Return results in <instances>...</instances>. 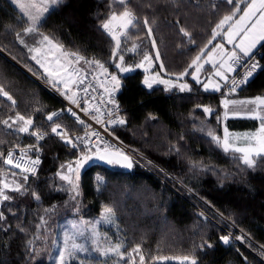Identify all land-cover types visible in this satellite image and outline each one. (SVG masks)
<instances>
[{
    "label": "trees",
    "instance_id": "16d2710c",
    "mask_svg": "<svg viewBox=\"0 0 264 264\" xmlns=\"http://www.w3.org/2000/svg\"><path fill=\"white\" fill-rule=\"evenodd\" d=\"M237 3V0L232 3L228 0H130L129 6L138 20L129 30V37L123 39L121 54L126 56V62H136L140 54L153 52L154 41L164 65L162 74L180 76L208 48L217 24L224 16L233 14ZM244 7L245 4L239 8ZM116 8L112 0H65L47 14L37 30L65 51L78 53L85 60H99L117 72L113 62L115 42L100 27L110 11H120ZM241 13H235V17ZM145 19L148 24H144ZM28 25V20L10 0H0V82L16 101L13 107L0 99L2 154L36 142V136L2 123L17 113L34 120L30 132L37 125L49 133L59 120L61 128L78 130L64 114L48 125L47 116L63 112L65 104L17 64L33 73L39 70L21 43L26 39L23 29ZM181 29L190 36H185ZM134 45L136 50L131 51ZM258 51L264 65V46ZM118 75L121 78L118 99L125 123L112 128L111 133L146 154L159 167H156L157 173H149L139 165L128 170L124 166L88 164L80 177L81 200L77 214L98 216L105 207L113 208L126 250L139 247V253L145 257L144 264H187L155 259L185 255H194L197 264H264V163L258 159L256 167L249 168L240 154L225 152L213 137L204 134L205 130L202 133L195 129L197 123L207 122L205 108L216 111L209 120L211 124L216 123L223 96L204 93L196 85L185 94L176 90L168 92L161 86L148 89L143 84L142 69L126 74L118 72ZM238 95L245 99L264 96V68ZM225 125L232 132L255 131L259 122L230 118L225 120ZM216 129L219 132L216 135H220L219 126ZM41 146L43 164L36 178H28L27 194L11 193L12 199L0 204L3 212L0 264H50L41 252L38 255L39 245L33 240L34 226L45 209L60 207V211H65L60 220L72 214L70 208L62 207L66 196L55 190L56 175L60 164L75 160L78 154L53 133ZM33 193L40 198L37 200ZM53 219L57 217L54 215ZM225 230L238 241L224 245L217 234Z\"/></svg>",
    "mask_w": 264,
    "mask_h": 264
},
{
    "label": "snow or ice",
    "instance_id": "6c2138e0",
    "mask_svg": "<svg viewBox=\"0 0 264 264\" xmlns=\"http://www.w3.org/2000/svg\"><path fill=\"white\" fill-rule=\"evenodd\" d=\"M116 2L122 6L120 11H110L109 15L106 19L102 20L100 23V27L104 32H106L111 38L115 41L114 45V55L115 53L120 51L121 48V37L128 35V30L130 27H135L136 21L138 20V17L136 16L135 12L132 10V8L129 6L130 0H116ZM229 3H232L233 0H228ZM243 2V0H241ZM17 3L19 4V7L21 10H23L24 13L28 16V19L30 20V24L25 27L23 30L27 33H32L37 30V25L40 21V18L43 16L44 13L49 11V7L52 5H59L63 3V0H17ZM111 7V6H110ZM242 12V14L237 19L235 17V13ZM232 22V23H229ZM144 24H148V20H144ZM228 24V30L224 34L227 36L228 43H233L235 37H239V43L236 44V48L239 49V52L243 54L245 57H253L254 56V50L257 48L258 45L264 46V0H247V3L245 4V7L243 9L239 7H235V11L231 15L224 16L223 19L217 24L215 32V35H219L220 31L223 30L224 25ZM152 29L149 27L148 32L151 33ZM182 32H184L185 36H190V33L185 31L184 29H181ZM215 35L213 38H215ZM21 43H23V40H21ZM42 44H47L51 46L52 49H55L57 51L62 49V46L54 43L53 40L47 36L42 35ZM153 43H155L153 41ZM194 43V41H193ZM136 45L133 46L131 51L136 50ZM216 48L223 49V45L219 44L216 45ZM30 51H35L39 53L41 50L40 48L30 49ZM66 63L61 64V61L57 59L55 63L58 65L57 69L55 71H51L50 75L58 78L60 82L63 83L64 88L70 90V85H76L79 87L80 84H83L84 78H86V74H83V69L81 68H75L73 67V64H79L81 60H85V57L80 56L78 53H62ZM156 59H159V51L156 52ZM204 55V51L202 50L199 55L195 57V59L192 61V65L195 66V72L199 73L201 69L203 68V63H213V66L215 67V63L213 61V57L209 55L207 59L204 60L203 63H199L201 60V56ZM33 59H36L34 56ZM240 59V55L237 53V51L234 49L230 53L226 55V57H222L221 63L217 71L214 73L215 76L221 77L223 80H227V76L224 75V72L220 69L226 68L227 71H233L232 63L236 62ZM119 60L121 61L120 65H117L119 67L121 72H128L131 71L129 67L121 66L124 60L123 55L119 56ZM89 66H95L100 70L101 75H105L106 78L111 83L112 87L107 88L105 87V93H107L110 97L109 103L116 106L117 110L119 109V105L115 101L114 98L111 97V93L117 91L121 87V81L116 75H112L108 73V70L104 67V65L99 60H85ZM39 63V61H38ZM147 64V68L145 65ZM153 64V58L152 56L145 54L143 57V61L137 65V67L145 68L147 71L148 68H150ZM44 66V65H42ZM160 68L163 69L164 65L163 63L160 64ZM249 70L247 71L245 77L241 79L239 82L233 80L231 88V91L234 92L236 90V87H238L240 84H245L248 82V78L252 77L257 68H264V65H260L258 61H254L248 66ZM46 71H49L48 68H45ZM187 73H181L180 76L186 75ZM75 77V78H74ZM96 78V77H94ZM179 79V77H178ZM193 79L200 82V78L198 75H194ZM143 83L148 87L152 88L153 84L160 83L165 84L169 88L177 86L173 81L170 80H164L161 78V75L159 72L152 74L148 77H145ZM101 86L103 87V83H101ZM181 91L191 89L187 84H179L178 85ZM205 89H208L209 87L213 88L214 90L220 89V83L216 81L209 80L208 82H205L203 84ZM90 87V85H89ZM84 91H87V87L84 89ZM0 95L7 97L8 100H11L13 104L16 103L15 100H13L12 96L9 95L8 91H6L3 87V85H0ZM76 93L73 92L71 96H69V99L73 101V103H77V101L74 99ZM224 107L227 109L228 106L231 105H251L252 107L246 108V111L250 114V117L253 119H259L261 121L259 125V129L256 132L252 133H243V134H229L228 130H224V137L221 141L220 137L213 136V139L216 140L217 143L221 144L225 152L233 151L236 153H240V159H242L243 163L248 166L249 168H254L257 165V160L259 159L261 163H264V116L260 115L261 111H264V96H257L253 99L246 100V101H237V100H228L225 99L223 101ZM87 111V110H84ZM99 111V109H97ZM205 112H211L210 108H205ZM239 114V113H235ZM57 113H51L47 116V119L49 121L53 120V117L56 116ZM75 115V113H73ZM228 113L225 112V116H227ZM96 118V117H94ZM9 120H12L13 124L19 123L21 126L18 128L19 132L23 133H29L30 135L36 136L38 139H44L45 135L47 133H40L39 131H32L30 132V128L33 125V120L29 118H25V116L17 113L15 115V118L9 117ZM9 120L2 121L3 124L7 125L8 127H12V124L9 123ZM83 123V121H80ZM98 122H101L98 120ZM120 123L124 124V119L117 120H110L109 123ZM61 128V125L58 123H55L54 126L51 127V132L56 134L57 136L61 137L62 140H64L65 143L71 144L72 147H78L79 145L73 142V138L69 137L66 132L58 131V129ZM92 135L97 136L99 139V134L96 132H93ZM208 135L212 136L213 133L209 132ZM230 136L233 141L242 140L243 146H236L235 143H230ZM78 141H81L83 143L82 137H76L75 138ZM103 143V142H102ZM30 148L32 146H29ZM38 150V149H37ZM0 155H3L0 153ZM110 157H115L110 158ZM99 159V160H107L108 163H120L121 160H123L126 167H132L130 158L125 155L124 153L120 152L119 150H115L111 153L108 152L107 147L101 149L99 145L95 148V153L93 152L92 148H88L87 151L82 152L80 157L73 163L70 162L67 165H61V171L57 173L59 178L63 181H66L68 185L71 186V190L76 194V196H79L80 193L78 191L79 189V173L80 169L87 164L89 161L93 159ZM5 163L9 165H13L17 169H22L25 173H31L33 175L36 174V165L40 164L39 158L35 160L28 159L24 161L23 163L13 160V153L9 152L8 156L6 157ZM15 175V173H13ZM23 179L26 181L28 179V176L25 175ZM0 184L3 185L2 188H0V203L4 201H9L12 199L6 192L5 189H9L10 185L6 181L0 180ZM23 188V185L20 183H15L14 187H11V191L14 192H20ZM35 198L38 200L40 197L33 193ZM76 196L73 197V199L76 198ZM105 215L103 216V220L105 222L111 223L112 217L115 215L113 208L111 207H105L104 209ZM0 218H3V212H0ZM93 232L95 233V227H93ZM82 234V233H81ZM225 244L229 243V237L228 236H222L220 238ZM73 238L69 235H65V243L63 251H61L58 254V261L59 264H67V261L70 257L74 256L76 252H87L88 249L82 245L75 242L71 243V248H69V241H72ZM29 244L32 242L29 241ZM211 247V245H208ZM121 245H113L108 248H97L96 250L100 252L101 254L107 256L110 252L116 253L117 255L123 257V253L120 252ZM203 247V245L201 246ZM133 252H139V247L134 248L132 250ZM155 259H169L168 257H156ZM182 262H187V264H197V258L194 255H185L183 257L179 258ZM144 256H140V264H144Z\"/></svg>",
    "mask_w": 264,
    "mask_h": 264
},
{
    "label": "rangeland",
    "instance_id": "374dc122",
    "mask_svg": "<svg viewBox=\"0 0 264 264\" xmlns=\"http://www.w3.org/2000/svg\"><path fill=\"white\" fill-rule=\"evenodd\" d=\"M10 1L20 11V13L28 19V16L26 15V13H24L23 10L20 9L19 4L17 3V0H10ZM112 1L117 5L116 9L121 10L120 8H122V6L119 5L116 2V0H112ZM237 1H238V3H237V5H235L236 7H240L241 5H244L247 3V0H243V2H241V0H237ZM22 2H23V0H22ZM64 2H65V0H63V3ZM110 2H111V0H110ZM63 3H61V4H63ZM61 4L50 6L49 11L44 13L43 16L40 18L38 25L43 21V19L47 16V14L52 9L60 6ZM131 28L132 27H130L129 30ZM129 30H128V35L121 37L120 51L115 53L116 56H115L113 62H114V66L117 68V72L111 71L107 66L104 65V67L108 70V73L112 72L113 73L112 75H116L120 80H121V78L119 77L118 72L120 74H126V73H132L136 69H142L143 71H145L146 72L145 77H148V76L155 74L157 72H159L161 75L162 70H164V69L160 68V64H161L160 55H159V59L158 60L156 59L155 54L158 51V48H157L155 43H153V52H152V50H150V51L145 53V54L152 56V58H153V64L150 68H148L147 71L145 70V68L137 67V65L143 61V57L145 54L143 56L140 54L136 62H126V56L123 55L124 60H123V63L121 66L129 67L131 69V71L121 72L119 67H117V65L121 64V61L119 60V56L122 55L121 53L123 52L122 51V49H123L122 42H123L124 38L129 37ZM42 35H44V34L35 33L32 37V41L37 43L33 49L40 48V50H41L39 53H37V52L35 53V55H37V59H33V51H30V48H27V46L25 45V47L27 48V50L29 52V58L33 63H36L35 61H37V63H38V61H39L40 65L45 64L46 66L44 65L45 66V67L43 66L44 68H48L49 70H56L58 65L55 63V61L57 59H59L61 61V64L66 63V60H65L62 53L67 52V51H65L63 49V47L61 50L57 51L55 49H52L51 46H49L47 44H42L41 43ZM30 38L31 37L27 36L26 39H24V41L27 40L26 41V43H27L30 41ZM24 41H23V43H24ZM53 42L56 43V41H54V40H53ZM67 53H70V52H67ZM83 63H84V60H81L79 62V64H73V67H76L77 65H83ZM17 64L19 66H21L23 69H25L30 74L31 77H33L39 84H41L43 87H45L49 92H51L52 94H54L55 96H57L59 98L64 97V98L69 99L70 94H66V92L64 90H60L59 88H57V86L60 85L63 89H65L62 82L59 84L58 82L54 81L58 78L51 76V77H49V81H48L47 79L44 78V74H43L44 72L42 71V69L37 64H36V67L40 71L39 70H33V71H35V73L29 71L27 68L23 67L19 63H17ZM145 67L146 68L148 67L147 64L145 65ZM162 75H161V78L166 80L165 78L162 77ZM0 85H2L1 82H0ZM157 85H165V84L156 83V84H153L152 87H155ZM72 86L75 87V85H70V87H72ZM148 89H151V88H148ZM119 90H120V88L118 89V91ZM231 93H234V92H222L221 91L219 94L223 96V98H222V100H223L225 97L230 96ZM234 94L238 98L243 99V101L250 100V99H245V98L240 97L238 95L239 91H236ZM0 99L4 100L5 102H8L13 107L16 104V103L13 104L11 100H8L7 97H4L2 95H0ZM251 99H253V98H251ZM250 107H252V106L251 105H246V106L238 105L232 109L231 108L226 109L224 107L223 101H222L221 102L222 111H219L217 116L215 117L216 123L215 124L209 123L210 117H212L213 113L216 112L214 109L211 108V112H205L207 122L204 123L203 121H201L200 123H197L195 129L198 130L199 132H202L203 130H205L204 134L207 136H210V135H208V133L212 132L213 135L211 137L218 135V137H220V139L222 141L224 134H225L224 130L227 129L226 125H225V120L227 119V116H225V112L230 114L234 110V111L240 113L241 115H250L246 111V108H250ZM54 113H57V112H54ZM61 115L57 114L56 116L53 117L52 121H49L47 119V121L49 122L48 125L50 126V124L54 123L55 120L61 118ZM25 118H29V117L25 116ZM11 124H12L13 129L17 130V131H18V128L21 126L19 123L13 124V122H11ZM58 124L62 125L61 120H59ZM34 125H35V122L33 120L32 127H34ZM217 126H219L218 130H221L220 135L219 134L216 135ZM31 128H30V131H31ZM34 131H39L40 133H47V131L41 129L37 125H36V129ZM49 133H47V135H45L44 139H42V140L38 139L36 137V142L34 144H29L26 146H18V147H14L12 149L19 150V151L26 152V153H31L33 151H37V149L42 151L43 149H42L41 144L44 142V140L47 138V136L52 135V132H49ZM217 133H219V132H217ZM228 133L229 134H237V133L229 131V130H228ZM214 141L216 142V140H214ZM230 143H235L236 146H243L244 142L242 140L233 141L231 136H230ZM219 145L221 146V144H219ZM29 146H32V147L30 148ZM228 152L232 153L233 151L230 150ZM76 153L78 154L77 158L75 160L71 161L73 163V166H74V162L80 157L82 152L81 153L76 152ZM234 153H236V152H234ZM238 154H240V153H238ZM68 163H70V162H65V163L60 164L58 172L61 171V165H67ZM2 164H3V170L0 171V180L6 181L10 185L9 189L4 190L6 192V194H8L10 197H12L11 193H18L19 196L27 194L28 189L30 188L29 180L27 179L25 181L23 179L24 175L20 171L12 168L10 165H8L4 162H2ZM150 165L151 166L146 167L147 169H145V167H144V169L147 170L149 173H157L156 172L158 170L156 168L157 166L156 165L154 166L153 164H150ZM87 166H88V163L85 164L80 169V173H79L80 177H81L82 171ZM109 167L110 168H122V165L117 164V163H113V164L109 165ZM13 173H15V175H13ZM169 176L171 178L174 177L173 175L172 176L169 175ZM97 178H98L99 182L103 181V179L101 178V176L99 174H97ZM174 178H172L173 181L175 180ZM56 182H57V186H56L55 190L57 192H60L62 195L66 196L65 202H64L62 207L63 208H65V207L70 208L72 214H71V216L65 217V218L60 220L61 213L65 212V211H60V207L57 209L56 206L52 209H48V210L45 209L42 212L43 214L40 217L39 223L34 226L36 228V234H35L36 237H34L33 240H34V242H36V244L38 243L37 245H39V248L37 250L38 255L40 254L39 252H41L42 254H40V255H43V258H45L48 261V263L59 264L57 257H58V254L61 251H63L64 243H65V235L67 234L73 238L72 241H69V248H71V243L75 242V243L84 245L88 249L87 252H76V254L74 256L69 258V260L67 261V264H73V263H77V264H140L141 254L139 252H133L132 250H126V246L120 238L119 225L117 223L116 215H114L111 218L112 222L108 223V222H105L103 220V216L105 215V213H104L105 208L102 210L101 214L98 216L84 217L82 215L77 214L79 207H80V200H81V181H80V178L78 181V183H79L78 191L80 193L79 196H76V194L71 190V186L68 185L66 181L61 180L58 175H56ZM15 183H20L23 185V188L20 192L11 191V187H14ZM2 187H3V185L0 184V188H2ZM74 196H76L75 199H73ZM58 210L60 212H57ZM57 214H59V215H57ZM54 215L57 217V219H53ZM93 227H95V233L93 232ZM223 233L217 234L218 239L224 245L229 246V245L225 244L220 239L222 236L225 235ZM117 244L121 245L120 252H122L124 254L123 257H121V256H119L113 252H110L107 256H105L96 250L97 248H108L110 246L117 245ZM179 258L180 257L163 259V260L161 259L159 261L182 262ZM144 262H145V260H144Z\"/></svg>",
    "mask_w": 264,
    "mask_h": 264
},
{
    "label": "built area",
    "instance_id": "2783aa9c",
    "mask_svg": "<svg viewBox=\"0 0 264 264\" xmlns=\"http://www.w3.org/2000/svg\"><path fill=\"white\" fill-rule=\"evenodd\" d=\"M239 55L240 59L238 61L234 63L231 61L229 62L232 63V67L234 70L232 71L231 79L222 88V92H232V81L235 80L239 82L241 79H243L247 71L249 70L248 66L253 62V60L258 61L259 64L262 65L260 61V51H257L253 57H245L241 54ZM86 64L87 63L84 60L83 65H77L75 67L83 69V74H86V78H84L83 84H80L79 87H77L76 85L74 87V92L76 93L74 99L77 101V103H73L71 99L60 97L62 102L65 104V109L63 112H57L58 115L64 114L67 118L72 120V122L78 127V130L73 132L67 130L66 128H60L58 129V131L66 132L69 137L73 138V142L78 144L79 146L74 148L71 144L65 143L64 140L61 139V137L57 136L54 133L53 135L59 140H61L65 146L78 153L85 152L88 148H92L93 152L95 153V148L97 145H99L101 149L107 147L108 151L119 150L120 152L127 155L135 165H139L143 168L145 167V169H147V166H151L150 164L159 167L158 164L154 160L149 158L146 154L123 143L111 133V129L119 125L120 123H109V121H118L122 118V108L120 107L118 99L119 91L117 90L111 93V97L114 98L117 104L119 105V109L117 110L115 105L109 103L110 97L107 93H105L104 90L105 87H112L109 80L106 78L105 75L100 74V70L98 68ZM261 70L262 68H257L253 76L248 78V82L245 84H240L238 87H236V90L234 92L240 91L242 88L247 86V84ZM101 83H103V87L101 86ZM86 87L87 91L85 92L84 89ZM97 109H99V111H97ZM73 113H75V115H73ZM98 120L102 121V123L98 122ZM80 121H83V123H81ZM93 132L99 134V139L97 138V136L92 135ZM76 137H82L84 142L81 143V141L76 140ZM9 152L13 153L14 162L19 161L23 163L28 159L35 160L39 158L40 164L36 165L37 171L35 175L31 173H25L22 171V169H17L13 165H10L12 168L20 171L22 174L27 175L28 178H36L39 175L43 164V152L41 150L26 153L19 150L11 149L2 155V162L5 161ZM223 234H225L224 236L229 237V243H227V245H231L233 242L238 241L235 236H233L230 232L226 230Z\"/></svg>",
    "mask_w": 264,
    "mask_h": 264
},
{
    "label": "crops",
    "instance_id": "0c3cea01",
    "mask_svg": "<svg viewBox=\"0 0 264 264\" xmlns=\"http://www.w3.org/2000/svg\"><path fill=\"white\" fill-rule=\"evenodd\" d=\"M239 16H237L236 18L238 19ZM28 23L30 24V21L29 20H28ZM229 23H232V22H229ZM38 26H37V29H38ZM228 27H229V25L228 24H225L223 30L220 31V34L219 35H215V38H213V41L208 46V48L206 50H204V55L201 56V60L199 61V63H203L204 60L207 59V57L209 55H211L213 57V61L215 63V67L213 66V63H203V68L201 69V71L199 73H196L195 72V66H193L191 64V67L186 72L187 73L186 75H183V76H164V75L161 74L163 78H165L166 80L173 81L177 86H174V87H171V88H169L167 85H157V86L163 87L168 92L175 91L176 90L180 94H185V93H190L191 90H192V88L194 87V85H196L204 93L219 94L221 92L222 88L231 79V76H232V71H227L226 68L220 69V70L224 72V75L225 76H227V80H223L221 77H217V76L214 75V73L217 71V69L220 66L222 57H226V55L228 53H230L234 49L237 51L238 54L243 55L242 53L239 52V49L236 48V44L239 43V39H240L239 37H235L233 43H228L227 36L224 34L225 32H227ZM35 33H38L39 34L38 30H36L35 32H32V33L25 32V34H26L25 36L26 37L27 36L31 37L29 42L26 43L27 40L24 41V43L27 46V48L33 49L36 46L37 43H35V42L32 41V37H33V35ZM219 44H222L223 45V49L216 48V45H219ZM260 47H261L260 45L257 46V48L254 50V54L260 49ZM35 53L36 52L33 51V57L35 56L36 59H37V55H35ZM35 62H36L35 65L37 64L42 69V71L44 72L43 73L44 74V78L49 81V77L52 76V75H50V72L51 71H55V70L46 71L45 68H44L46 66L45 64H44L45 66L43 67L42 65H40L39 63H37V61H35ZM145 75H146V72H145ZM194 75H198L199 76L200 82H198L197 80L193 79V76ZM178 77H179V79H178ZM209 80L219 82L220 85H221L220 86V89L219 90H214L211 87H209L208 89H205L204 86H203V84L205 82H208ZM54 81L58 82L59 84L61 83L59 79H56ZM179 84H187L191 90L190 91H188V90L181 91L180 88H179V86H178ZM57 88H59L60 90H64L66 92V94H70V96L74 92V86L70 87V90L63 89L60 85H58ZM234 93H231L230 96L225 97L222 101H224L225 99L243 101V99L238 98ZM223 105H224V103H223ZM236 106H238V105H231L230 104L228 106V108H231L232 109V108H234ZM235 113H238V112H236V111L233 110L230 114L227 115V119H230V118L231 119H252V120H257L259 122V125L261 123V121L259 119H253V118L250 117V115H241L240 113L239 114H235ZM260 115L264 116V111H261V114ZM258 129H259V127L255 131H243V132H235V133H237V134L252 133V132H256Z\"/></svg>",
    "mask_w": 264,
    "mask_h": 264
},
{
    "label": "water",
    "instance_id": "95a60500",
    "mask_svg": "<svg viewBox=\"0 0 264 264\" xmlns=\"http://www.w3.org/2000/svg\"><path fill=\"white\" fill-rule=\"evenodd\" d=\"M20 68H22L21 66H19ZM23 69V68H22ZM25 72H27L25 69H23ZM28 73V72H27ZM29 74V73H28ZM109 153L113 152V151H108ZM110 158H114L115 157H110ZM131 160V159H130ZM125 163L123 160H121L120 163H117V164H120L122 166H124L125 168H127L128 170H132L134 168V163L132 162L131 160V164H132V167H126L125 166ZM89 165H93V166H99V167H109V165L113 164V163H108L107 160H99V159H93L91 161L88 162Z\"/></svg>",
    "mask_w": 264,
    "mask_h": 264
},
{
    "label": "bare ground",
    "instance_id": "6f19581e",
    "mask_svg": "<svg viewBox=\"0 0 264 264\" xmlns=\"http://www.w3.org/2000/svg\"><path fill=\"white\" fill-rule=\"evenodd\" d=\"M122 107V106H121Z\"/></svg>",
    "mask_w": 264,
    "mask_h": 264
}]
</instances>
